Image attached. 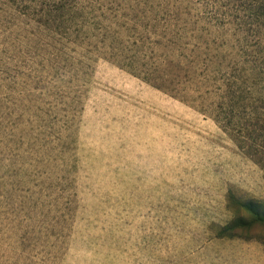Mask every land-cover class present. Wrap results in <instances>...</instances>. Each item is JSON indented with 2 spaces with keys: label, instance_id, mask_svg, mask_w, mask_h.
I'll return each mask as SVG.
<instances>
[{
  "label": "rangeland",
  "instance_id": "obj_1",
  "mask_svg": "<svg viewBox=\"0 0 264 264\" xmlns=\"http://www.w3.org/2000/svg\"><path fill=\"white\" fill-rule=\"evenodd\" d=\"M161 27L48 30L0 1V264H245L206 247L264 241L259 145L130 69L164 59Z\"/></svg>",
  "mask_w": 264,
  "mask_h": 264
},
{
  "label": "trees",
  "instance_id": "obj_2",
  "mask_svg": "<svg viewBox=\"0 0 264 264\" xmlns=\"http://www.w3.org/2000/svg\"><path fill=\"white\" fill-rule=\"evenodd\" d=\"M0 1L48 30L50 23L73 24L78 19L101 32L119 21L162 26L168 35L152 44L156 52L166 50L164 59L152 66L139 64L140 48L136 47L129 64L132 73L165 92L177 89L185 95L182 100L195 99L198 111L214 116L239 144H258V155L264 156V57L259 55L264 45V0ZM102 35L111 38L112 32ZM131 42L137 46V40ZM183 75L188 86H183ZM206 93H218V98L206 104ZM242 206L251 222L264 223V210L257 202L246 201ZM216 237L259 239L224 233Z\"/></svg>",
  "mask_w": 264,
  "mask_h": 264
},
{
  "label": "crops",
  "instance_id": "obj_3",
  "mask_svg": "<svg viewBox=\"0 0 264 264\" xmlns=\"http://www.w3.org/2000/svg\"><path fill=\"white\" fill-rule=\"evenodd\" d=\"M215 238L216 242L206 247L210 252L213 250L217 254L223 252L235 260L245 262V264H264V242L262 240L241 237ZM221 242L224 244H220Z\"/></svg>",
  "mask_w": 264,
  "mask_h": 264
}]
</instances>
